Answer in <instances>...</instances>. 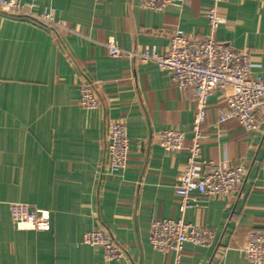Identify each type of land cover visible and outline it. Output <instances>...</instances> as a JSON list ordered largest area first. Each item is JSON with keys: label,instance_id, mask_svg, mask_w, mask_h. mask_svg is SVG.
<instances>
[{"label": "crops", "instance_id": "0c3cea01", "mask_svg": "<svg viewBox=\"0 0 264 264\" xmlns=\"http://www.w3.org/2000/svg\"><path fill=\"white\" fill-rule=\"evenodd\" d=\"M18 1L52 14L64 29L0 13V264H252L248 235L264 233V112L250 132L237 120L219 122L223 92L210 99L201 158L246 175L228 196L194 194L182 214L176 192L190 156L194 92L154 63L110 57L106 46L163 53L176 30L213 34L248 52L253 76L264 79V0H192L164 12L144 10L139 0ZM216 5L226 24L212 32L204 11ZM86 82L100 99L93 111L79 103ZM119 119L127 123L130 155L125 171L112 175L108 135ZM167 130L185 133L184 150L160 146ZM13 203L49 211L52 230H19ZM157 220L208 228L214 243H188L179 256L159 252L150 241ZM97 226L124 250L122 260L107 261L101 247L84 244Z\"/></svg>", "mask_w": 264, "mask_h": 264}, {"label": "built area", "instance_id": "2783aa9c", "mask_svg": "<svg viewBox=\"0 0 264 264\" xmlns=\"http://www.w3.org/2000/svg\"><path fill=\"white\" fill-rule=\"evenodd\" d=\"M144 10L164 12L169 6H188L192 0H139ZM222 0H217L221 2ZM34 4L18 0H0V13L12 17H25L57 30L64 25L55 22L52 14H36ZM212 32L226 24L225 12L216 5L204 11ZM110 57H125L143 63L156 64L167 73L180 89H192L195 95L196 114L193 121V138L189 148L187 166L177 188L179 209L182 214L193 207L194 194L217 198L235 192L244 182L246 172L242 167H229L201 158L202 126L206 122L210 99L216 92H223L227 109L219 122L237 120L247 131L259 129L258 116L264 112V79L253 76V64L248 52H240L218 41L214 35L204 38L188 36L182 30L172 32L165 52L156 47L143 52H128L115 41L107 44ZM80 106L93 111L100 107V99L92 83L80 87ZM186 135L182 131L167 130L160 134V146L169 152L184 150ZM109 172L122 174L128 164L130 140L124 119L115 120L108 135ZM12 222L19 230L51 231L52 215L49 211L23 203L10 205ZM215 240L214 231L183 220H157L151 227V244L159 252L179 254L188 243L210 247ZM84 244L101 247L107 261H120L124 250L101 226L84 236ZM252 264H264V233L248 235L244 248ZM178 259V258H177Z\"/></svg>", "mask_w": 264, "mask_h": 264}]
</instances>
